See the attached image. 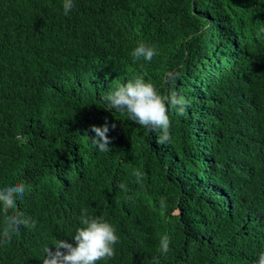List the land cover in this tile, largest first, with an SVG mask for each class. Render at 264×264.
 <instances>
[{
    "label": "trees",
    "instance_id": "obj_1",
    "mask_svg": "<svg viewBox=\"0 0 264 264\" xmlns=\"http://www.w3.org/2000/svg\"><path fill=\"white\" fill-rule=\"evenodd\" d=\"M63 2L0 0V188L23 181L15 211L36 220L0 245V264H43L56 239L75 246L82 210L119 238L97 264H256L264 0H74L68 15ZM140 43L156 48L150 62L132 56ZM137 76L186 101L184 115L169 108L170 143L106 109ZM106 122L105 153L89 137Z\"/></svg>",
    "mask_w": 264,
    "mask_h": 264
},
{
    "label": "clouds",
    "instance_id": "obj_2",
    "mask_svg": "<svg viewBox=\"0 0 264 264\" xmlns=\"http://www.w3.org/2000/svg\"><path fill=\"white\" fill-rule=\"evenodd\" d=\"M73 7L74 0H64L65 15H68ZM156 54V48L145 43H140L132 52L134 58H143L149 62ZM166 79L172 82L175 76L168 74ZM103 100L106 102L107 110L126 113L130 120L140 126L159 131L158 143L161 144L170 143L172 140L169 108L176 109L179 115H184L186 107L183 96H178L176 92L162 95L155 85L146 82L142 76L118 85L114 91L108 92ZM112 127L114 128L115 125L113 124ZM90 128L95 133L92 137L88 136L91 142L100 152H109L111 139L107 135L109 132L107 122L100 127L91 125ZM133 175L139 181L143 174L134 170ZM119 187L123 189L126 185L121 183ZM24 192L25 183L23 181L0 188V205L5 213L0 221V245L10 243L13 235L19 232L21 225L25 228L36 227L35 219L15 211L17 198ZM164 206L165 202L161 200V207ZM79 224L80 227L72 236L76 242L75 246L63 239H56L53 244L55 251L48 246L44 249L43 264H97V261L111 259L115 256L114 246L119 243V238L114 225L102 216L89 215L86 210H82ZM169 245L170 237L164 234L160 237L157 250L162 255L167 254L170 251ZM256 264H264V253L259 255Z\"/></svg>",
    "mask_w": 264,
    "mask_h": 264
}]
</instances>
